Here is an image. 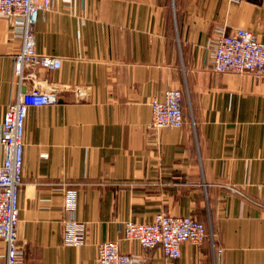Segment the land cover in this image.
Wrapping results in <instances>:
<instances>
[{
	"label": "crops",
	"instance_id": "1",
	"mask_svg": "<svg viewBox=\"0 0 264 264\" xmlns=\"http://www.w3.org/2000/svg\"><path fill=\"white\" fill-rule=\"evenodd\" d=\"M236 28L264 42V0H53L37 16L35 50L62 65L20 79L22 42L0 16V139L20 94L58 97L25 120L24 264H95L103 241L144 264H264V75L211 64L217 34ZM168 89L182 93L184 123L150 132V104ZM160 213L198 219L207 239L183 243L175 260L123 239L124 223ZM72 223L79 246L64 240ZM6 250L0 240V264Z\"/></svg>",
	"mask_w": 264,
	"mask_h": 264
},
{
	"label": "built area",
	"instance_id": "2",
	"mask_svg": "<svg viewBox=\"0 0 264 264\" xmlns=\"http://www.w3.org/2000/svg\"><path fill=\"white\" fill-rule=\"evenodd\" d=\"M53 0H0V16L7 17L13 31L21 39V50L14 58V72L21 79L25 69L41 68L58 70L62 65L59 57L39 55L35 50L34 26L40 12L51 9ZM211 64L216 72L264 75V42L250 31L236 28L231 33L217 34L211 51ZM26 76L32 77L31 73ZM56 91L32 89L20 94L8 105L2 121L0 150V240L6 243V264H24L25 251L18 242V200L24 152V132L27 111L30 107H42L57 103ZM183 96L178 89H168L163 100L151 102L150 132L163 128H180L184 123ZM69 231L64 240L72 246L81 245V236ZM123 239L139 244L144 249H160L169 259H178L181 245L190 243L201 246L207 239L204 223L192 216L157 214L150 223L128 221L123 225ZM213 242V238L211 240ZM223 249L216 247L214 258L220 263ZM95 264H144L143 258L120 251L118 242L103 241L98 245Z\"/></svg>",
	"mask_w": 264,
	"mask_h": 264
}]
</instances>
